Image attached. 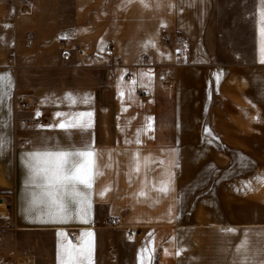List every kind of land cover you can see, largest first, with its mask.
<instances>
[{
  "label": "crops",
  "instance_id": "1",
  "mask_svg": "<svg viewBox=\"0 0 264 264\" xmlns=\"http://www.w3.org/2000/svg\"><path fill=\"white\" fill-rule=\"evenodd\" d=\"M262 7L264 0H0V74L10 97L0 106L8 141L0 151L1 261L57 264L58 243L92 232L94 264H140L145 248L150 264H264V168H240L233 183L232 168L191 161L209 143L242 151L264 144ZM16 96L36 101L42 125L25 123L31 112L15 108ZM81 112L92 113L91 126L70 139L97 153L91 208L86 219L53 223L44 204L29 211L25 160L67 147L68 134L54 126ZM216 175L224 176L218 184Z\"/></svg>",
  "mask_w": 264,
  "mask_h": 264
},
{
  "label": "snow or ice",
  "instance_id": "2",
  "mask_svg": "<svg viewBox=\"0 0 264 264\" xmlns=\"http://www.w3.org/2000/svg\"><path fill=\"white\" fill-rule=\"evenodd\" d=\"M257 40L259 44L260 63L264 64V7L257 10ZM5 74H0V106H3L5 95ZM136 84V81H132ZM7 85L11 86V75L7 74ZM123 95V93H121ZM74 104L75 98L69 97ZM87 97L84 102L87 103ZM59 117V114H57ZM91 112H81L67 121H62L54 127L67 133V147L57 146L56 150H36L27 154L25 166L28 169V179L25 183L26 199L31 211L37 203H42L48 208L47 215L51 222H61L72 215L86 219L91 208V189L98 174L97 153L95 149L85 144L76 148L70 136L74 130H86L91 126ZM88 117L85 121L83 118ZM3 127V125H0ZM150 127V126H149ZM139 132V130H137ZM8 141L0 136V151ZM42 143H47L44 141ZM139 143V141H137ZM136 171H139L137 165ZM34 189H39V192ZM167 191V187L160 189ZM103 195V193H101ZM231 231V229H229ZM63 236V233H58ZM93 233L84 232L78 244L58 243L57 264H94L93 262ZM151 262V251L147 248L140 250V264H145L144 254ZM179 254V253H178Z\"/></svg>",
  "mask_w": 264,
  "mask_h": 264
},
{
  "label": "rangeland",
  "instance_id": "3",
  "mask_svg": "<svg viewBox=\"0 0 264 264\" xmlns=\"http://www.w3.org/2000/svg\"><path fill=\"white\" fill-rule=\"evenodd\" d=\"M203 145V144H202ZM208 148L201 150L199 157L191 160L193 166L199 167H213L217 172L220 168H232L233 183H239V169L243 167H263L264 168V144H258V148H251L249 144L248 151L240 150V144H227V143H209ZM188 163L187 160H185ZM237 173V174H235ZM223 175H216L215 181L218 184L223 178ZM233 194L238 193L239 186H232ZM4 208L0 206V214ZM1 231V225H0ZM0 249V264H4V260L1 261Z\"/></svg>",
  "mask_w": 264,
  "mask_h": 264
},
{
  "label": "built area",
  "instance_id": "4",
  "mask_svg": "<svg viewBox=\"0 0 264 264\" xmlns=\"http://www.w3.org/2000/svg\"><path fill=\"white\" fill-rule=\"evenodd\" d=\"M165 31V30H163ZM28 40V39H27ZM29 44L31 43L30 40H28ZM61 47H63L66 51V53L64 54V57H67L68 55V48H65L66 43L62 42L61 43ZM113 46V42H109V44L106 46V50L110 51L111 48ZM163 76L165 78L169 77L168 73H164ZM14 106L15 108H17L19 111H23V112H31V114L29 116H27L24 121L25 123L29 124V125H42L44 123L43 117L37 115L34 113V108L36 106V101L31 98V97H27V96H16L15 100H14ZM120 223V219L119 218H115L112 222H111V226H116ZM75 239V236L72 235V240ZM4 264H10V261L5 260Z\"/></svg>",
  "mask_w": 264,
  "mask_h": 264
}]
</instances>
